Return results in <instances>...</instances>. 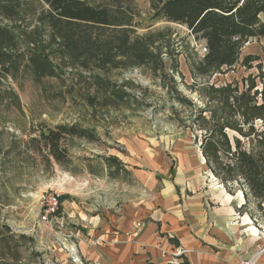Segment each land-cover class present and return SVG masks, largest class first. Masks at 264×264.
Masks as SVG:
<instances>
[{"label":"rangeland","instance_id":"1","mask_svg":"<svg viewBox=\"0 0 264 264\" xmlns=\"http://www.w3.org/2000/svg\"><path fill=\"white\" fill-rule=\"evenodd\" d=\"M83 1L107 7L111 24L54 18L42 0H0V26L10 32H0V264H125L90 249L112 239L102 234L123 231H105L109 212L122 217L126 199L148 198L145 182L124 166L127 140L157 157L153 192L173 185L183 200L201 196L197 217L171 225L193 234L210 255L206 264H259L264 219L250 215L255 204L241 184H225L208 168L202 132L192 124L194 107L204 104L199 82L242 85L257 69L238 64L209 80L194 78L205 42L185 25L154 19L158 0ZM242 49L241 59L264 62V38ZM62 125L77 132L57 142L64 149L58 160L45 135ZM50 190L67 196L65 228L40 222L39 196ZM169 227L162 222L156 231L159 246L168 245L160 264L185 255L169 241L177 238Z\"/></svg>","mask_w":264,"mask_h":264},{"label":"trees","instance_id":"2","mask_svg":"<svg viewBox=\"0 0 264 264\" xmlns=\"http://www.w3.org/2000/svg\"><path fill=\"white\" fill-rule=\"evenodd\" d=\"M42 1L57 19L111 24L107 7H95L83 0ZM154 7V19L185 25L194 39L205 42L206 52L192 65L194 78L209 80L238 64L257 69V73L243 78L242 85L236 81L220 85L199 82L196 92L204 104L194 107L192 124L202 132L200 147L208 168L225 184H241L247 203L255 204L250 215L255 220L264 219V62L252 54L241 59L246 43L264 38V0H158ZM7 30L0 26V32L10 34ZM65 132L77 130L62 125L45 135L58 160L64 149L57 142ZM169 241L180 245L176 237ZM177 258L182 261L173 264H192L185 255Z\"/></svg>","mask_w":264,"mask_h":264},{"label":"crops","instance_id":"3","mask_svg":"<svg viewBox=\"0 0 264 264\" xmlns=\"http://www.w3.org/2000/svg\"><path fill=\"white\" fill-rule=\"evenodd\" d=\"M125 145L130 157L128 160H124V166L132 170L137 180L145 182L148 198L144 202L126 199L120 209L122 217L118 218L112 212H109L105 218L107 219V224L104 227L105 231L111 232L113 229L123 231H116L112 235L108 233V235L102 234L103 237L108 236L112 239L106 244L101 239L94 242L95 244L90 249L91 254L97 257L99 256L98 253H102L104 249L108 251L107 259L110 262L115 259L123 261L125 264H145L147 261L160 264L158 255L161 254L162 249H168L167 241L162 240L163 245L160 244L159 246L158 244L160 241L158 240L156 231L162 222L169 227L173 223H175L174 225L178 224L177 220L180 217L185 218L187 216L192 219L193 212H195V216L200 213L198 211L203 206V201H201V196L195 199L194 202H191L190 199L183 200L180 194L175 191L173 185L169 187L165 186L162 192H153L157 184V173L152 170L157 168V157H155V154L153 155L148 152L147 148L134 143L133 140H127ZM139 165H144L145 169L138 168ZM159 205L161 208H158ZM156 206L157 208H155ZM63 209L66 213L64 206ZM143 219L148 220L147 222H143ZM138 224H142L141 227ZM174 225H171L169 231H166V233L170 231L175 233L184 248L185 256L188 257L192 264H206L210 255L205 253L204 248L199 247L197 239L193 234L185 228H173ZM79 248H82L81 245H79ZM177 254L174 253L175 256ZM172 262L167 260L169 264H173ZM259 264H264V259Z\"/></svg>","mask_w":264,"mask_h":264},{"label":"built area","instance_id":"4","mask_svg":"<svg viewBox=\"0 0 264 264\" xmlns=\"http://www.w3.org/2000/svg\"><path fill=\"white\" fill-rule=\"evenodd\" d=\"M6 23L9 25L11 24L7 20ZM60 198L61 194L55 190L41 193L39 196V203L41 207L40 222L47 225L56 222L61 228L66 227L68 221Z\"/></svg>","mask_w":264,"mask_h":264},{"label":"bare ground","instance_id":"5","mask_svg":"<svg viewBox=\"0 0 264 264\" xmlns=\"http://www.w3.org/2000/svg\"><path fill=\"white\" fill-rule=\"evenodd\" d=\"M253 263H254V262H253ZM253 263H252V264H253Z\"/></svg>","mask_w":264,"mask_h":264}]
</instances>
